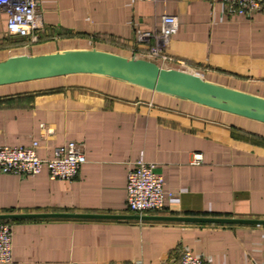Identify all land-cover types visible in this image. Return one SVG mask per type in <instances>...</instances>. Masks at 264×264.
<instances>
[{
	"label": "crops",
	"instance_id": "obj_1",
	"mask_svg": "<svg viewBox=\"0 0 264 264\" xmlns=\"http://www.w3.org/2000/svg\"><path fill=\"white\" fill-rule=\"evenodd\" d=\"M36 40L10 34L0 7V60L97 48L144 57L139 31L163 13L177 30L164 46L180 63L225 86L264 96V11L222 0H39ZM51 132L47 133L46 129ZM38 142L37 155L73 140L85 161L72 179L0 170V214L129 215L127 173L154 162L163 208L145 215L264 219V123L95 74L0 85V145ZM195 154L200 160L194 162ZM143 215V214H142ZM11 261L0 264H161L183 249L209 264H264V223L129 217H13Z\"/></svg>",
	"mask_w": 264,
	"mask_h": 264
},
{
	"label": "water",
	"instance_id": "obj_2",
	"mask_svg": "<svg viewBox=\"0 0 264 264\" xmlns=\"http://www.w3.org/2000/svg\"><path fill=\"white\" fill-rule=\"evenodd\" d=\"M69 74H95L157 93L204 105L264 123V96L222 85L194 72L163 67L155 61L97 48H76L42 54H15L0 60V85ZM129 217L212 223H264V219L217 216L101 215L92 213H5L13 217Z\"/></svg>",
	"mask_w": 264,
	"mask_h": 264
},
{
	"label": "built area",
	"instance_id": "obj_3",
	"mask_svg": "<svg viewBox=\"0 0 264 264\" xmlns=\"http://www.w3.org/2000/svg\"><path fill=\"white\" fill-rule=\"evenodd\" d=\"M225 7L234 13L251 15L258 10L264 11V0H222ZM0 7L7 15L6 28L10 34L36 40L37 32L43 21L39 0H0ZM177 30L175 15L163 13L158 28L139 31L137 40L146 46L144 56L163 67L174 60L164 50L169 37ZM46 132H51L50 128ZM38 142L28 145H0V170L19 175H35L46 167L50 178L72 179L85 161L84 145L77 141H67L54 148L53 157L40 158L37 155ZM200 160L195 154L194 162ZM163 178L154 162L137 159L127 173L126 203L135 214H145L163 208ZM12 253V227L0 220V263L10 262ZM133 264H142L134 261ZM161 264H209L208 261L183 249L178 261L165 260Z\"/></svg>",
	"mask_w": 264,
	"mask_h": 264
}]
</instances>
